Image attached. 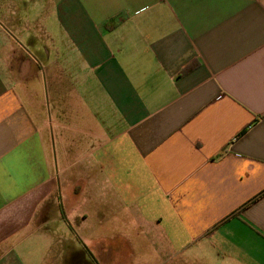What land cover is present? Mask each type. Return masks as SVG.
<instances>
[{"label":"crops","instance_id":"1","mask_svg":"<svg viewBox=\"0 0 264 264\" xmlns=\"http://www.w3.org/2000/svg\"><path fill=\"white\" fill-rule=\"evenodd\" d=\"M0 264H264V0H0Z\"/></svg>","mask_w":264,"mask_h":264},{"label":"rangeland","instance_id":"2","mask_svg":"<svg viewBox=\"0 0 264 264\" xmlns=\"http://www.w3.org/2000/svg\"><path fill=\"white\" fill-rule=\"evenodd\" d=\"M41 9L40 8H37V10L36 11H40ZM38 34V33H37ZM42 39H41V37L38 35V41H39V44H47V42L46 41H41ZM51 58H53V54L51 55Z\"/></svg>","mask_w":264,"mask_h":264}]
</instances>
